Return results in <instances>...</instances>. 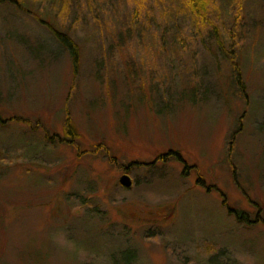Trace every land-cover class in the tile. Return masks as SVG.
Masks as SVG:
<instances>
[{
  "label": "rangeland",
  "instance_id": "obj_1",
  "mask_svg": "<svg viewBox=\"0 0 264 264\" xmlns=\"http://www.w3.org/2000/svg\"><path fill=\"white\" fill-rule=\"evenodd\" d=\"M173 1L26 0L73 35L78 75L44 27L0 5V264H264V0L208 4L223 31L240 11L246 98L199 41L160 49L172 16L191 37ZM171 151L184 162L158 160Z\"/></svg>",
  "mask_w": 264,
  "mask_h": 264
},
{
  "label": "trees",
  "instance_id": "obj_2",
  "mask_svg": "<svg viewBox=\"0 0 264 264\" xmlns=\"http://www.w3.org/2000/svg\"><path fill=\"white\" fill-rule=\"evenodd\" d=\"M209 1L210 0H178L176 2L173 1L175 2V4L171 3V6H176V7L171 8L170 10L172 11L174 17L183 16L182 17L183 21L187 22L188 26H191L192 33L189 34L191 35V37H184L180 33L181 29L177 26V23L180 22L181 19L180 18L173 19L172 16L170 17L169 20L166 21V24L167 23L171 24L172 22H174L176 26H173V28H171L172 30L170 31H168L169 29L167 28L164 29L163 31L164 34L159 35L162 37L161 38L162 45L163 47H165V49L163 48L160 49L167 52L166 54H168V52L171 54H176L177 57H179V55H181L182 53L189 52V50L192 52L193 55H195L196 52L192 48V46L194 45V42L196 43V41H199L198 44L200 46H204L207 52L213 54L218 53L217 57L221 56L224 58V60L229 61L231 67L233 68L232 72L234 75H236V81L239 90L246 98V85L242 79L243 72H241L239 65L236 63L235 60L236 53L234 48L238 44V42H240L239 40L242 41L243 39L241 33H238L237 31L240 27V23H241L240 21H242L240 11L236 13L233 26L223 31V28L222 29L220 28L221 25H216L209 17V13H210V8H208ZM0 5L6 8H10V10L15 11V13L16 12L21 13L23 18L29 16L32 18L31 20H35L36 23L44 27L51 34L53 39L55 37L56 40L63 46V48L69 52L72 58L73 72L75 75L79 74L80 65H81V56H82L81 48L79 44L75 41L73 35L67 33L63 29H60L58 26L53 25L50 22V20H52L50 16L51 14H54L53 12H51V14L48 15H46L44 12L40 13L38 10H34V8L29 7L27 5L26 0H0ZM134 13L137 14V11H134ZM14 14L11 15L12 18H16ZM128 32H129V36L133 35L132 26L130 27ZM205 34L207 35L209 34L210 36H205ZM225 35L226 37H228L227 40L225 38ZM205 37L214 38L215 44L213 43L211 45L205 44ZM191 43H193L192 46ZM227 45H231V50L227 49ZM214 47H217L218 49L217 52H214L213 49ZM16 121L27 123V121L21 118H16ZM45 133L48 139L55 138L54 136L53 137L48 136L47 132ZM77 135H78L77 131L75 130L73 124L70 121H68L65 127V138L70 139L71 141H69V143H72L76 139ZM64 141L66 142L67 140L64 139ZM61 142L63 141L61 140ZM168 156L169 157L174 156L180 162H184V159L181 156V154L173 151L169 152V155L166 154L160 156L158 160L166 161V158ZM202 182L203 179L199 181L200 184H202ZM229 212L233 214L236 217V219L239 221H244L247 223L250 222L247 219V216L244 215V213H240L239 211L233 209H229ZM256 221L258 222L259 219H257ZM256 221H253L252 223H255Z\"/></svg>",
  "mask_w": 264,
  "mask_h": 264
},
{
  "label": "water",
  "instance_id": "obj_3",
  "mask_svg": "<svg viewBox=\"0 0 264 264\" xmlns=\"http://www.w3.org/2000/svg\"><path fill=\"white\" fill-rule=\"evenodd\" d=\"M120 184L124 187H130L132 185V181L129 175L125 174L120 178Z\"/></svg>",
  "mask_w": 264,
  "mask_h": 264
}]
</instances>
